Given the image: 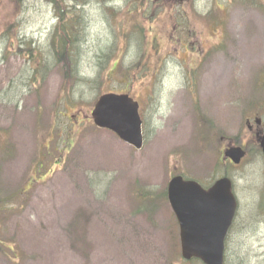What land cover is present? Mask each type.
Returning <instances> with one entry per match:
<instances>
[{
  "label": "rangeland",
  "instance_id": "1",
  "mask_svg": "<svg viewBox=\"0 0 264 264\" xmlns=\"http://www.w3.org/2000/svg\"><path fill=\"white\" fill-rule=\"evenodd\" d=\"M49 1L0 0V264H202L181 256L167 190L227 173L225 264H264V160L233 169L220 154L264 118V0H95L82 75L102 77L74 99L64 63L38 64L37 83L24 73L26 42L52 47ZM109 93L139 102L142 150L95 126Z\"/></svg>",
  "mask_w": 264,
  "mask_h": 264
},
{
  "label": "water",
  "instance_id": "2",
  "mask_svg": "<svg viewBox=\"0 0 264 264\" xmlns=\"http://www.w3.org/2000/svg\"><path fill=\"white\" fill-rule=\"evenodd\" d=\"M139 110V103L129 95L107 94L96 103L92 117L98 128L115 133L141 150L145 141ZM261 145L264 152V137ZM245 155L236 147L226 152V158L235 164H240ZM168 198L180 227L182 257L204 264H224L226 239L238 211L232 181L223 178L205 190L199 183L178 176L169 184Z\"/></svg>",
  "mask_w": 264,
  "mask_h": 264
},
{
  "label": "trees",
  "instance_id": "3",
  "mask_svg": "<svg viewBox=\"0 0 264 264\" xmlns=\"http://www.w3.org/2000/svg\"><path fill=\"white\" fill-rule=\"evenodd\" d=\"M95 0H50L55 7L56 18L58 20L50 40H53L52 47L50 48L47 55H42L39 50L32 48L33 41L26 42L27 44V57H28V67L25 70V75H28L29 81L31 83L32 79L34 83H37L40 74V69L37 65H43L42 71L45 73L49 69V65L54 63H64L66 66V71L64 78L68 82L72 83L73 91L70 93L71 98L75 96L77 92L78 95L84 91L83 86L85 84H95L99 83L102 77V71H99L94 79H89L82 75V70L84 68V62L87 53H85L86 41L89 40L87 33L89 28V21L87 19V13L85 14V9L87 6L92 4ZM153 0H147L146 4H152ZM143 40L142 36H139L136 40ZM105 56L104 61L99 65L100 61L97 62L93 60V63L102 70V65L104 62H109V53H103ZM31 74H33L31 76ZM41 79H44L43 75H40ZM69 102L72 101L70 96ZM74 103V102H73ZM1 206V205H0ZM10 209V208H9ZM12 251V249L7 248ZM197 263L199 261L193 260L191 263Z\"/></svg>",
  "mask_w": 264,
  "mask_h": 264
},
{
  "label": "flooded vegetation",
  "instance_id": "4",
  "mask_svg": "<svg viewBox=\"0 0 264 264\" xmlns=\"http://www.w3.org/2000/svg\"><path fill=\"white\" fill-rule=\"evenodd\" d=\"M246 125H247V129L249 130V133L247 134L250 135V140L243 142V138H244L243 136L240 138L239 141H236L237 143H231L223 146L222 149H220L221 162H222L221 164L228 165L233 169H239L240 165L235 166L230 159L226 160L224 157L226 150L229 149L230 147H242L246 152L245 159L249 157L252 151H256V152L258 151L264 160L263 151L260 144V141L264 136V118L256 117L254 119H248L246 120ZM251 140L252 142H250ZM245 159L242 161V163L245 161Z\"/></svg>",
  "mask_w": 264,
  "mask_h": 264
}]
</instances>
